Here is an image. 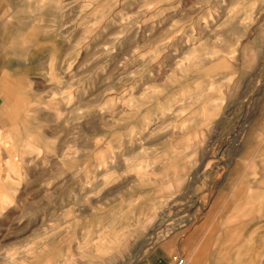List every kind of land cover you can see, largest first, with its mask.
I'll list each match as a JSON object with an SVG mask.
<instances>
[{
    "label": "rangeland",
    "instance_id": "rangeland-1",
    "mask_svg": "<svg viewBox=\"0 0 264 264\" xmlns=\"http://www.w3.org/2000/svg\"><path fill=\"white\" fill-rule=\"evenodd\" d=\"M264 264V0H0V264Z\"/></svg>",
    "mask_w": 264,
    "mask_h": 264
},
{
    "label": "built area",
    "instance_id": "built-area-1",
    "mask_svg": "<svg viewBox=\"0 0 264 264\" xmlns=\"http://www.w3.org/2000/svg\"><path fill=\"white\" fill-rule=\"evenodd\" d=\"M161 264H186L185 258L181 255L174 254L163 260Z\"/></svg>",
    "mask_w": 264,
    "mask_h": 264
},
{
    "label": "crops",
    "instance_id": "crops-1",
    "mask_svg": "<svg viewBox=\"0 0 264 264\" xmlns=\"http://www.w3.org/2000/svg\"><path fill=\"white\" fill-rule=\"evenodd\" d=\"M161 263H162V262H159V261H158V262H154V263H152V264H161ZM187 264H188V263H187Z\"/></svg>",
    "mask_w": 264,
    "mask_h": 264
},
{
    "label": "bare ground",
    "instance_id": "bare-ground-1",
    "mask_svg": "<svg viewBox=\"0 0 264 264\" xmlns=\"http://www.w3.org/2000/svg\"><path fill=\"white\" fill-rule=\"evenodd\" d=\"M179 255H180V254H179ZM185 261H186V264L189 262L188 259H185Z\"/></svg>",
    "mask_w": 264,
    "mask_h": 264
}]
</instances>
